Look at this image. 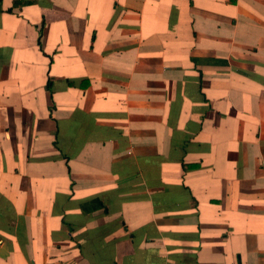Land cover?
Returning <instances> with one entry per match:
<instances>
[{"label": "crops", "instance_id": "0c3cea01", "mask_svg": "<svg viewBox=\"0 0 264 264\" xmlns=\"http://www.w3.org/2000/svg\"><path fill=\"white\" fill-rule=\"evenodd\" d=\"M0 264H264V0H0Z\"/></svg>", "mask_w": 264, "mask_h": 264}]
</instances>
